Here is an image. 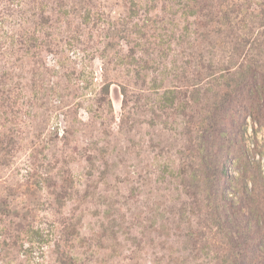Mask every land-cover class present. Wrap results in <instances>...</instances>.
I'll return each instance as SVG.
<instances>
[{
    "label": "rangeland",
    "instance_id": "374dc122",
    "mask_svg": "<svg viewBox=\"0 0 264 264\" xmlns=\"http://www.w3.org/2000/svg\"><path fill=\"white\" fill-rule=\"evenodd\" d=\"M183 1L0 0V264H222L211 243L191 254L185 227L173 235L172 216L187 203L180 174L200 165L185 123L203 115L204 90H217L207 69L230 63L201 40L204 19L167 24ZM247 2L258 28L264 0ZM37 13L59 23L37 28ZM116 20L131 32L150 23L157 44L131 59L126 40L108 36ZM184 29L183 39L170 35ZM25 30L53 40L39 68L36 49L27 55L18 41ZM240 133L228 176L235 162L264 172L263 130L247 117Z\"/></svg>",
    "mask_w": 264,
    "mask_h": 264
},
{
    "label": "trees",
    "instance_id": "16d2710c",
    "mask_svg": "<svg viewBox=\"0 0 264 264\" xmlns=\"http://www.w3.org/2000/svg\"><path fill=\"white\" fill-rule=\"evenodd\" d=\"M32 4L37 8L42 5L40 3L37 6V2ZM250 10L251 4L247 0H184L175 8L174 19L167 22L169 26L176 27L177 23L184 20L197 17L204 19L199 23L203 29L201 40L225 51L230 61L229 66L223 70L207 69V75L203 78L213 80L211 82L217 90H204V107L198 111L203 115L197 117L198 121L195 117H188L189 120L185 123L188 134L196 136L194 161L200 165L193 173L186 166V171H181V190L187 203L182 204L172 216L178 222L175 228L178 232L173 235L180 237L181 226L182 229L185 227L183 243H188L191 254L208 248V243H211L214 248H218L215 250L221 255L217 259L221 257L222 264H264V172L256 161L251 164L246 161L240 166L235 162L236 178L228 176L226 168L231 159H241L240 127L247 117L264 132V58L260 51L264 49V10L261 11L258 22L260 30L257 31L255 29L258 28L249 21L250 16H254ZM36 18L37 28L57 25L60 20L41 13H37ZM77 20L86 22L87 18ZM98 20L93 19L94 22ZM152 25L156 23L152 22ZM133 26L131 32L129 24H121L116 20L108 34L112 42L126 40L127 46L131 47V59L136 51L145 54V50L157 44L154 34L156 30H152L150 23ZM185 30L176 34L170 32V35L174 34L177 36L176 40H180L187 34ZM35 33L33 30L25 37L21 36L18 41L27 55L30 49H36L29 57L34 61L32 66L39 68L43 65L40 47H51L53 40L50 38L48 43H38ZM157 35L162 38L163 34L157 31ZM163 37L171 39L167 35ZM162 41L151 51L161 47ZM160 49L157 52L160 53ZM195 85L197 83H190L189 86ZM107 92L108 88L105 86L103 94L107 95ZM209 93L215 96L213 102L217 100L221 105L210 103L207 99ZM196 96L198 99V95ZM13 105L11 103L5 107L10 109ZM183 166L181 164L180 169ZM247 182L250 183V188ZM231 185L236 189L231 192L233 196L227 198L225 191ZM202 242L204 245L200 248Z\"/></svg>",
    "mask_w": 264,
    "mask_h": 264
}]
</instances>
